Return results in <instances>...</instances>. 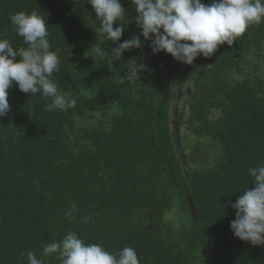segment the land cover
<instances>
[{"label":"trees","instance_id":"trees-1","mask_svg":"<svg viewBox=\"0 0 264 264\" xmlns=\"http://www.w3.org/2000/svg\"><path fill=\"white\" fill-rule=\"evenodd\" d=\"M121 4L131 20L122 42L141 30L130 0ZM19 11L46 17L52 50L61 59L54 79L76 105L49 112L40 94L30 96L15 84L8 90L10 112L0 117V264H27L29 251L45 264H61L41 256V243L69 230L109 252L130 246L140 264H181L194 219L177 164L197 213L186 264H264V246L242 241L230 229L231 203L255 187L248 168L264 165V23L211 57H198L187 125L198 136L193 154L205 148L208 156H197L187 170L170 125L182 62L173 72L165 113L175 162L163 122L176 61L171 54H154L145 41L112 61L116 45L101 33L88 0H0V38L14 47H27L9 20ZM97 45L105 49L104 59L95 55ZM132 58L146 68L139 80L127 81L124 65ZM72 203L75 217H66ZM182 209L189 220L180 221ZM86 216L92 219L83 222Z\"/></svg>","mask_w":264,"mask_h":264},{"label":"clouds","instance_id":"clouds-1","mask_svg":"<svg viewBox=\"0 0 264 264\" xmlns=\"http://www.w3.org/2000/svg\"><path fill=\"white\" fill-rule=\"evenodd\" d=\"M136 13L134 20L141 30L130 39L121 37L125 25L131 23L128 9L121 0H88L100 21V31L107 41L115 44L111 48L112 61H119L125 51L141 49L150 41L154 54L164 51L184 64L192 65L203 56L211 57L219 46L234 42L253 25L264 23V0H130ZM16 35L22 37L27 47H14L5 38H0V117L10 112L9 88L15 84L20 91L35 96L40 94L48 103L46 110L66 111L76 105V99L65 95L54 79L60 70L61 59L53 51L49 40L45 16L33 11H19L9 17ZM115 25V27H114ZM144 40L140 39V36ZM96 56L105 58V49L97 45ZM126 80H139V73L146 68L135 58L126 65ZM210 66V65H209ZM125 78L119 81L124 83ZM248 173L254 188L246 187L231 207L235 219L230 229L235 237L254 246H264V165L249 167ZM77 205L71 204L66 217H75ZM90 216L82 217L88 222ZM41 256H55L61 264H140L134 248L125 246L118 252H109L99 243H86L72 230L60 240L43 242ZM27 264H45L37 254L26 253Z\"/></svg>","mask_w":264,"mask_h":264},{"label":"rangeland","instance_id":"rangeland-1","mask_svg":"<svg viewBox=\"0 0 264 264\" xmlns=\"http://www.w3.org/2000/svg\"><path fill=\"white\" fill-rule=\"evenodd\" d=\"M198 64V57L194 60L192 65L182 63L177 75L173 91V99L170 106V125L173 132L174 142L180 152V156L187 170H189L190 166H192L193 162H195L194 159H198L197 156L200 155L199 157L202 158L208 156L207 150L205 148L203 150L196 148L194 152L195 155L193 154V147H195L196 142H198V136L196 134H192L187 125L190 113L189 94L192 89L191 77L192 72L195 70ZM194 165L196 164L194 163ZM182 204L185 207L184 201H182ZM182 211L183 212L180 211L178 215L180 216V221L189 220V215L184 213L187 211L183 209Z\"/></svg>","mask_w":264,"mask_h":264},{"label":"water","instance_id":"water-1","mask_svg":"<svg viewBox=\"0 0 264 264\" xmlns=\"http://www.w3.org/2000/svg\"><path fill=\"white\" fill-rule=\"evenodd\" d=\"M178 61L176 60L175 63H174V66L172 68V71H171V74L169 76V79H168V82H167V86H166V89H165V94H164V107H163V122H164V130H165V136H166V140H167V144L169 146V149L171 151V155L174 159L175 162L176 161V157L174 155V150H173V147L170 143V139H169V134H167V128H166V125H165V121H166V101H167V95H168V92H169V88H170V83H171V80H172V76H173V72L175 70V67L177 65ZM177 164V163H176ZM177 169H178V172L180 174V177L182 179V182H183V185H184V189H185V192L187 194V197H188V200H189V203L192 207V212H193V219H194V231H193V237L191 239V243H190V246L187 250V253H186V256L183 258V261L181 262V264H186L191 252H192V249H193V246H194V242H195V238H196V230H197V213H196V210L194 208V205H193V202H192V198L190 196V193H189V189H188V185L186 183V180H185V177L181 171V168L180 166L177 164Z\"/></svg>","mask_w":264,"mask_h":264}]
</instances>
